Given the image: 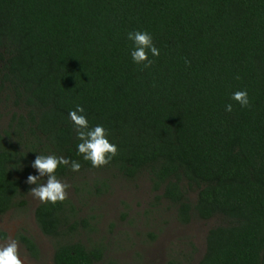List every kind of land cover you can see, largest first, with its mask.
Here are the masks:
<instances>
[{"label": "trees", "instance_id": "16d2710c", "mask_svg": "<svg viewBox=\"0 0 264 264\" xmlns=\"http://www.w3.org/2000/svg\"><path fill=\"white\" fill-rule=\"evenodd\" d=\"M134 31L159 49L148 68L132 60ZM242 90L248 107L231 99ZM77 105L117 147L105 166L78 154ZM1 112L0 214L27 209L38 154L81 164L55 172L70 185L63 202L33 211L52 264H123L95 202L116 179L144 177L148 228L158 212L213 223L194 263L190 241L166 264H264V0H0ZM16 236L38 259L33 238Z\"/></svg>", "mask_w": 264, "mask_h": 264}, {"label": "rangeland", "instance_id": "374dc122", "mask_svg": "<svg viewBox=\"0 0 264 264\" xmlns=\"http://www.w3.org/2000/svg\"><path fill=\"white\" fill-rule=\"evenodd\" d=\"M1 113L0 124L3 126L7 118L3 112ZM67 192L70 194V189H67ZM151 199L152 195L149 193V184L145 177L135 181L116 179L110 190L97 199L95 202L99 214L97 232L103 234L109 241L111 247L109 257L122 261L123 264H166L170 251L187 252L191 241L197 248L193 255L194 263L204 250L203 237L213 223L211 225L208 221L192 219L184 226L173 217L171 221L163 224L162 220L168 218L169 214L158 212L153 213L156 218L153 220L155 229L148 228L142 212L148 207ZM37 202L38 199L29 194L25 211L0 214V244L7 243L10 238L15 239L24 264H52L51 241L41 233L34 219L33 211ZM93 203L94 201H91L90 205ZM122 214H128L126 218L133 222V226L122 221ZM108 228L112 229L111 233L107 232ZM146 229L155 230L157 233V237L151 242L141 234ZM19 232L33 238L40 252L38 259L32 258L18 241L16 235ZM91 238L95 239L94 235H91Z\"/></svg>", "mask_w": 264, "mask_h": 264}, {"label": "clouds", "instance_id": "9594fccd", "mask_svg": "<svg viewBox=\"0 0 264 264\" xmlns=\"http://www.w3.org/2000/svg\"><path fill=\"white\" fill-rule=\"evenodd\" d=\"M127 38L134 45L131 51L132 60L136 64H143L145 68L150 67L153 61L149 59L148 53L151 52L152 56H159V49L154 46L151 35L146 31H134L129 32ZM231 99L239 103L241 107L249 106L246 90L235 91L232 93ZM225 111L231 112L232 105L227 104ZM83 113L84 108L80 105L69 112L70 120L76 129L77 139L80 141L77 145L78 154L82 155L85 161H90L93 167L105 166L117 154V147L109 142L108 134L103 126L97 125L90 128ZM61 165L70 166L74 172H78L81 168L80 163L74 160L70 161L63 156L38 154L31 167L39 175L30 174L26 179L27 184L36 185V187H32L28 193L41 203L63 202L67 198V189L70 185L61 182L55 175L57 168ZM44 177L46 180L41 183V178ZM0 264H24L19 255L18 242L15 239L10 238L7 243L0 244Z\"/></svg>", "mask_w": 264, "mask_h": 264}, {"label": "flooded vegetation", "instance_id": "af4514ba", "mask_svg": "<svg viewBox=\"0 0 264 264\" xmlns=\"http://www.w3.org/2000/svg\"><path fill=\"white\" fill-rule=\"evenodd\" d=\"M1 215H3V214H1ZM2 236V235H1ZM3 238L5 237V235L4 236H2ZM19 241V240H18ZM20 242V241H19ZM23 245V244H22ZM37 246V245H36ZM23 247L25 248V250H26V252L29 254V252H28V248L25 246V245H23ZM37 249H38V247H37ZM52 249H53V247H52ZM38 251H39V249H38ZM30 255V254H29ZM38 255H40V252H38ZM31 256V255H30ZM32 257V256H31ZM32 258H34V257H32ZM39 258V257H38ZM35 259V258H34Z\"/></svg>", "mask_w": 264, "mask_h": 264}]
</instances>
